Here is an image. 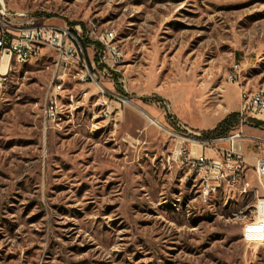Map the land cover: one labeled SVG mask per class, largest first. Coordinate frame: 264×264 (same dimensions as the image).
<instances>
[{"label": "rangeland", "instance_id": "1", "mask_svg": "<svg viewBox=\"0 0 264 264\" xmlns=\"http://www.w3.org/2000/svg\"><path fill=\"white\" fill-rule=\"evenodd\" d=\"M3 2L81 24L90 68L97 35L114 31L125 64L101 81L130 102L108 114L71 76L44 129L53 52L0 53V264H264V240L244 233L264 194L256 173L251 190L225 183L204 203L184 154L197 133L234 130L207 134L239 110L240 87L264 88V0Z\"/></svg>", "mask_w": 264, "mask_h": 264}, {"label": "built area", "instance_id": "2", "mask_svg": "<svg viewBox=\"0 0 264 264\" xmlns=\"http://www.w3.org/2000/svg\"><path fill=\"white\" fill-rule=\"evenodd\" d=\"M45 15L34 16L25 11H9L3 0H0V53L7 54L9 61L14 54H21L26 58H41L42 52H53V59L49 60L51 77L44 97V108H41L42 124L44 129L59 124L61 118H56V105L62 104V92L68 78L73 76L80 81L94 83L100 90V100L107 105V113L113 103L126 104L130 101L123 94L110 89L101 79L112 81V75L122 70L125 64L123 52L113 42L115 32L97 35V44L100 46L102 56L89 66L86 54L84 31L81 24L67 25L55 22ZM88 33V32H87ZM103 36L112 37V44H104ZM94 48H97L94 46ZM242 66L233 63L227 72V81L239 85ZM119 80V79H117ZM240 106L236 113L234 124L239 125L229 134L221 135L214 139L204 138L201 133L192 139V143L203 147H211L220 155L218 159L205 155L191 157L190 152H184L186 165L199 179V188L204 194V203L218 188L227 183L231 187L251 190L250 181L246 178L245 153L242 140L248 138L243 130L245 124L264 123V88L252 90L240 87ZM74 97V95H73ZM260 142L257 148L264 144V139L251 137ZM228 143L227 147L219 146ZM215 143L217 145H215ZM183 147L179 154L182 153ZM255 172L264 189V159L256 158ZM262 213L264 214V194ZM257 211H260L257 210ZM233 218H240V212L233 213Z\"/></svg>", "mask_w": 264, "mask_h": 264}, {"label": "crops", "instance_id": "3", "mask_svg": "<svg viewBox=\"0 0 264 264\" xmlns=\"http://www.w3.org/2000/svg\"><path fill=\"white\" fill-rule=\"evenodd\" d=\"M237 97L239 100L238 94ZM236 113L231 120L232 121L231 127L234 129L238 128L239 126L237 124H234V119H236ZM243 130L245 135L248 136V138L246 137L242 140V148L245 153L244 161L247 167L246 178L247 180L251 181V183H253L256 173L254 169L256 158L262 157L264 159V146H263L264 144L261 145L260 149H258L257 145H259L260 142L251 137H260L264 139V123L259 122L258 124H254V125L245 124L243 125ZM202 137H204V135ZM219 146L227 147V144L221 143ZM190 155L191 157H200L201 155H205L209 158H214V159H218L220 156L214 149L203 147L195 143H190Z\"/></svg>", "mask_w": 264, "mask_h": 264}, {"label": "bare ground", "instance_id": "4", "mask_svg": "<svg viewBox=\"0 0 264 264\" xmlns=\"http://www.w3.org/2000/svg\"><path fill=\"white\" fill-rule=\"evenodd\" d=\"M107 32H114V31L111 30V31H107ZM111 38L112 37H110V36H103V43L107 44L108 40H110ZM14 56L17 57L19 60H22V61H28L29 59H31V58L22 57L21 54H14ZM56 107H57V105H56ZM145 114L149 117V119H151V121L153 123H155L158 126H161L163 129L165 128L160 122L155 120L150 114H148V113H145ZM182 139H184V138H182ZM200 197H201L202 201L204 202V194H203L202 190L200 192ZM207 201H208V198H207L206 202ZM262 206H263V197L258 199V203L256 206L255 211L257 213V220L254 222H251L250 224H248L244 228V233H245V236L247 237L248 240H258V241L264 240V214L262 213ZM259 209H260V211H257Z\"/></svg>", "mask_w": 264, "mask_h": 264}, {"label": "trees", "instance_id": "5", "mask_svg": "<svg viewBox=\"0 0 264 264\" xmlns=\"http://www.w3.org/2000/svg\"><path fill=\"white\" fill-rule=\"evenodd\" d=\"M101 56H102V52L99 51L98 53H96L95 59L99 60ZM234 115H235V113L233 115H231L230 117L224 118L221 121H219V123L216 125V127L214 129L209 130L207 134H212V135H216V136L224 134L226 131H228V128H229V127L225 128L224 125L227 122H232L231 120H232ZM231 126L232 125H230V127Z\"/></svg>", "mask_w": 264, "mask_h": 264}]
</instances>
